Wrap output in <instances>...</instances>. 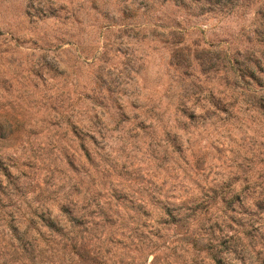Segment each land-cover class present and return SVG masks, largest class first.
Masks as SVG:
<instances>
[{
    "label": "rangeland",
    "instance_id": "374dc122",
    "mask_svg": "<svg viewBox=\"0 0 264 264\" xmlns=\"http://www.w3.org/2000/svg\"><path fill=\"white\" fill-rule=\"evenodd\" d=\"M0 264H264V0H0Z\"/></svg>",
    "mask_w": 264,
    "mask_h": 264
}]
</instances>
